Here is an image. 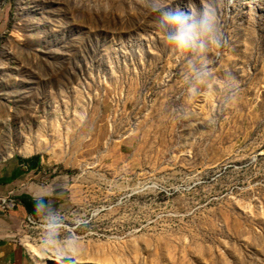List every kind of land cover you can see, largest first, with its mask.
<instances>
[{
  "label": "rangeland",
  "instance_id": "obj_1",
  "mask_svg": "<svg viewBox=\"0 0 264 264\" xmlns=\"http://www.w3.org/2000/svg\"><path fill=\"white\" fill-rule=\"evenodd\" d=\"M9 158L31 264H264V0H0Z\"/></svg>",
  "mask_w": 264,
  "mask_h": 264
},
{
  "label": "crops",
  "instance_id": "obj_2",
  "mask_svg": "<svg viewBox=\"0 0 264 264\" xmlns=\"http://www.w3.org/2000/svg\"><path fill=\"white\" fill-rule=\"evenodd\" d=\"M10 160L9 158L0 164V185L7 183L6 190L0 191V264H31L16 236L22 232L24 222L33 213L32 209L36 210L38 195L36 189L32 194L21 192V177H26V174H23L24 165L21 160L16 164H11ZM29 163L33 164L32 161ZM10 184L15 187L10 188ZM9 198L18 199V203H6L4 200Z\"/></svg>",
  "mask_w": 264,
  "mask_h": 264
},
{
  "label": "clouds",
  "instance_id": "obj_3",
  "mask_svg": "<svg viewBox=\"0 0 264 264\" xmlns=\"http://www.w3.org/2000/svg\"><path fill=\"white\" fill-rule=\"evenodd\" d=\"M170 19H172L174 21H179V17L178 16H170ZM177 39H180L182 41L183 37H178Z\"/></svg>",
  "mask_w": 264,
  "mask_h": 264
},
{
  "label": "bare ground",
  "instance_id": "obj_4",
  "mask_svg": "<svg viewBox=\"0 0 264 264\" xmlns=\"http://www.w3.org/2000/svg\"><path fill=\"white\" fill-rule=\"evenodd\" d=\"M56 259H60V257H56Z\"/></svg>",
  "mask_w": 264,
  "mask_h": 264
},
{
  "label": "built area",
  "instance_id": "obj_5",
  "mask_svg": "<svg viewBox=\"0 0 264 264\" xmlns=\"http://www.w3.org/2000/svg\"><path fill=\"white\" fill-rule=\"evenodd\" d=\"M28 221H29V219H28Z\"/></svg>",
  "mask_w": 264,
  "mask_h": 264
}]
</instances>
